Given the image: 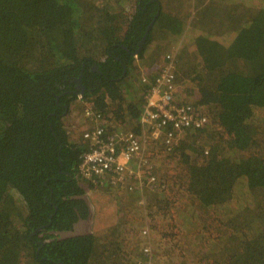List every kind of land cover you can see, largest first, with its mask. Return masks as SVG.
<instances>
[{
  "label": "trees",
  "instance_id": "1",
  "mask_svg": "<svg viewBox=\"0 0 264 264\" xmlns=\"http://www.w3.org/2000/svg\"><path fill=\"white\" fill-rule=\"evenodd\" d=\"M184 1L0 0V264H139L133 226L150 232L156 204L168 217L177 201L183 234L171 251L188 264H264V0H198L187 12ZM166 53L181 100L210 123L172 153L185 172L160 175L161 199L129 178L146 221L119 222L110 239L94 228L88 189L113 186L81 178L89 145L73 138L72 105L90 101L105 134H138L149 86L132 76L136 58L153 77Z\"/></svg>",
  "mask_w": 264,
  "mask_h": 264
},
{
  "label": "built area",
  "instance_id": "2",
  "mask_svg": "<svg viewBox=\"0 0 264 264\" xmlns=\"http://www.w3.org/2000/svg\"><path fill=\"white\" fill-rule=\"evenodd\" d=\"M174 58L175 55L167 53L154 77H141V82L149 87L144 96L141 131L138 134L131 131L105 134L103 117L99 114L96 117L92 103L82 100V123L90 125L88 128L85 126L87 130L83 134L89 149L81 157L79 174L92 186L109 185L125 189L132 177L141 185L147 183L156 188L162 180L148 159L149 151H156L152 147L162 144L168 155H172L188 131H203L208 127L209 115L181 100L183 90L174 81ZM133 163L137 164V169ZM142 233L148 235L149 232L144 229ZM143 247L146 261L139 264H157L150 256V247Z\"/></svg>",
  "mask_w": 264,
  "mask_h": 264
},
{
  "label": "rangeland",
  "instance_id": "3",
  "mask_svg": "<svg viewBox=\"0 0 264 264\" xmlns=\"http://www.w3.org/2000/svg\"><path fill=\"white\" fill-rule=\"evenodd\" d=\"M198 0H185L184 1V8L185 11L187 12L193 5L197 3ZM179 33L180 31H176ZM187 35H184L183 38H186ZM137 74V73H136ZM136 74H133V77L136 76ZM139 76L135 77V80H138ZM83 101L82 100H77L73 102V107H72V121H74L76 129V135L77 137H82L84 132L87 130L85 125L82 123V119L79 118V115H83ZM84 140V139H83ZM194 147H198L199 141L197 139L194 140ZM157 150H155L154 153L150 155V159L152 160L153 168L159 169L161 172L158 174L155 173L159 176L161 175L162 179H168L169 182L173 183V180L176 179V181H179L180 174H183L185 172L184 166L181 164V159L178 156L179 154L176 155H168V153L165 151L164 146L162 144L157 143L154 147ZM151 151V150H150ZM167 173V178H163V174ZM160 177V176H159ZM163 180V181H164ZM139 181V180H138ZM164 183V182H162ZM179 183V182H178ZM130 181H128L126 188L129 186ZM146 185H143L147 187L149 190L152 192V196L155 198H160L162 194H167L166 189L167 186L162 187L160 189H156V191H153L152 186L150 187L149 184L144 183ZM141 185V184H140ZM166 189V190H165ZM174 189L180 190V188L174 187ZM165 190V191H164ZM88 193L90 194V197L97 203L98 206V215L96 214V220L97 223L94 225V228L98 230L101 228H106L107 229V234H110L111 237L110 239L116 238L120 234V229L118 227V223L122 221H131L136 225V223H142L143 221H146V214L143 212L142 208V197L140 196L139 193L133 191L130 193L126 192V189H121V188H116L113 187L109 191H92L88 189ZM144 195V200L146 198L149 199V196L145 195V193H142ZM161 199V198H160ZM163 200V199H162ZM120 205V206H119ZM123 205V208H122ZM180 205V201H177L175 203V207L173 210L170 211V215L168 217H164V215L161 213L162 208H163V202L157 203L155 206V211L157 213V218L154 220V222H149L146 227L150 228V232L148 235L141 236V231L143 230L142 227L138 228L136 226H133L134 229H138L134 234L135 238L133 239V242L136 240V248L137 250L134 249V246H132L129 250V255L132 257H135L138 262L139 259L137 256L141 255L142 252V247L144 246V243H148L151 240L153 250L156 249V253H158L157 257V264H163L164 261H171L169 263L171 264H188L192 261L186 260L184 257L179 256L180 252L179 251H171V248L176 250V247H172L173 240L175 241L176 239L179 240L181 239V236L183 234V228L179 226L183 222V218L179 217L178 214L176 213L177 207ZM121 209V212H119V215L117 214V210ZM142 210V211H141ZM120 211V210H119ZM133 213V218H131ZM162 215V216H161ZM131 224L128 225V227ZM178 225V226H176ZM180 227H181V233L178 236V232H180ZM132 228V227H131ZM129 228V229H131ZM97 230V231H98ZM127 230V229H126ZM128 234L130 235V231H127ZM134 232V231H133ZM175 234L174 236H171ZM130 237H132L130 235ZM128 239H131V238ZM127 239V240H128ZM132 243V241H130ZM169 255V256H168ZM160 257H166L167 259L164 261L159 260L158 258Z\"/></svg>",
  "mask_w": 264,
  "mask_h": 264
},
{
  "label": "crops",
  "instance_id": "4",
  "mask_svg": "<svg viewBox=\"0 0 264 264\" xmlns=\"http://www.w3.org/2000/svg\"><path fill=\"white\" fill-rule=\"evenodd\" d=\"M167 54V53H166ZM166 54L164 55V57L166 56ZM146 58V59H145ZM164 59L165 58H163V60L162 61H159L158 63H159V67H158V71H157V73L159 72V68H160V65L162 64V62L164 61ZM151 62H150V60L148 59V57L146 56V57H141V58H139V57H137L136 58V61H135V69H134V72H133V74H136V76H139V79L138 80H141V77L143 76V75H147V76H150V71H151V69H149L148 67L150 66L149 64H150ZM133 76V75H132ZM135 76V77H136ZM135 77H133L134 79H135ZM154 77V76H153ZM135 81V80H134ZM133 81V82H134ZM72 107H73V105H72ZM143 112V111H142ZM81 115V114H80ZM141 116H142V114H141ZM140 125H141V117H140V123H139ZM86 127L88 126L86 123L84 124ZM76 129H77V127H73L72 128V130H73V138L74 139H78L79 137H77V135H76ZM140 131H141V129H140ZM139 133V132H138ZM156 152H157V150H156ZM152 153H154V151L151 149V151H149V153H148V159H149V161L152 163V160L150 159V155L152 154ZM135 163V162H134ZM133 163V164H134ZM134 168L135 169H137V164H134ZM160 176V175H159ZM145 179V178H144ZM145 191H149V192H152L151 190H149L147 187H145V186H141ZM110 190V189H109ZM143 190V191H144ZM104 192H106V191H104ZM120 206V205H119ZM131 218H133V216H131Z\"/></svg>",
  "mask_w": 264,
  "mask_h": 264
},
{
  "label": "water",
  "instance_id": "5",
  "mask_svg": "<svg viewBox=\"0 0 264 264\" xmlns=\"http://www.w3.org/2000/svg\"><path fill=\"white\" fill-rule=\"evenodd\" d=\"M152 24H153V23H152ZM151 27H152V26L150 25L149 30H150ZM146 38H147V33H146V35L144 36L143 40L140 42V46H139V48H138L136 54L139 53V52L142 50L143 45L145 44ZM96 69H98L97 66H96ZM78 82L80 83V87L83 88L82 85H81V78L78 79Z\"/></svg>",
  "mask_w": 264,
  "mask_h": 264
}]
</instances>
